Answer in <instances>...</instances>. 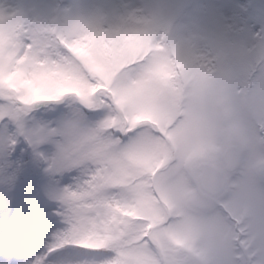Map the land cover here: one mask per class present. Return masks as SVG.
<instances>
[{"label": "snow or ice", "instance_id": "6c2138e0", "mask_svg": "<svg viewBox=\"0 0 264 264\" xmlns=\"http://www.w3.org/2000/svg\"><path fill=\"white\" fill-rule=\"evenodd\" d=\"M0 264H264V0H0Z\"/></svg>", "mask_w": 264, "mask_h": 264}]
</instances>
